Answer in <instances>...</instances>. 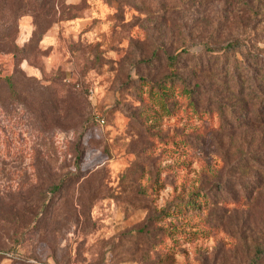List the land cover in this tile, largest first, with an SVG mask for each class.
Wrapping results in <instances>:
<instances>
[{
    "label": "rangeland",
    "instance_id": "374dc122",
    "mask_svg": "<svg viewBox=\"0 0 264 264\" xmlns=\"http://www.w3.org/2000/svg\"><path fill=\"white\" fill-rule=\"evenodd\" d=\"M0 84V264H264V0H0Z\"/></svg>",
    "mask_w": 264,
    "mask_h": 264
},
{
    "label": "trees",
    "instance_id": "16d2710c",
    "mask_svg": "<svg viewBox=\"0 0 264 264\" xmlns=\"http://www.w3.org/2000/svg\"><path fill=\"white\" fill-rule=\"evenodd\" d=\"M227 48L231 51H239L241 50V47L239 45V43H229V45L227 46ZM176 63V60L174 59L173 60V64ZM5 81L8 83L9 87H16L15 85V82H14V77H6L5 78ZM167 82H170L168 80H166ZM0 87H1V84H0ZM170 107L168 105H166L165 103V109L167 112H169V109ZM62 187L61 184H57V185H54V189L57 190V189H60ZM255 257H256V260L259 261V260H263L264 258V244H258L256 249H255Z\"/></svg>",
    "mask_w": 264,
    "mask_h": 264
}]
</instances>
